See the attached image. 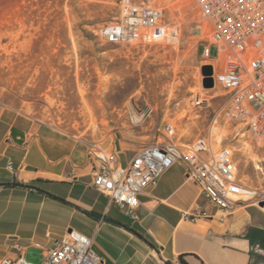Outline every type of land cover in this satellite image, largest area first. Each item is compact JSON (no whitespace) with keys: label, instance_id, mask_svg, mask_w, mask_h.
Here are the masks:
<instances>
[{"label":"rangeland","instance_id":"1","mask_svg":"<svg viewBox=\"0 0 264 264\" xmlns=\"http://www.w3.org/2000/svg\"><path fill=\"white\" fill-rule=\"evenodd\" d=\"M133 1L162 9L179 43H104L98 31L120 16V0H0V101L122 159L162 140L173 123L178 143L206 137L215 150L230 147L240 176L264 191V138L215 122L227 93L204 86L212 28L195 0ZM25 260L42 263L44 250L29 249Z\"/></svg>","mask_w":264,"mask_h":264},{"label":"crops","instance_id":"2","mask_svg":"<svg viewBox=\"0 0 264 264\" xmlns=\"http://www.w3.org/2000/svg\"><path fill=\"white\" fill-rule=\"evenodd\" d=\"M208 207L177 164L140 197L136 219L124 215L93 186L84 141L0 101V263L45 254L75 229L107 264H264V206L240 204L224 222L186 218Z\"/></svg>","mask_w":264,"mask_h":264},{"label":"built area","instance_id":"3","mask_svg":"<svg viewBox=\"0 0 264 264\" xmlns=\"http://www.w3.org/2000/svg\"><path fill=\"white\" fill-rule=\"evenodd\" d=\"M203 17L210 23L211 45L204 57L214 68L215 85L222 86L227 99L215 118L235 123L257 143L264 138V0H195ZM120 16L101 27L100 39L122 46L155 44L177 37L179 27L168 25L158 7L120 0ZM217 46L219 58H211ZM198 98L195 103L200 105ZM176 126H165L163 139L144 145L126 164L121 152L107 151L96 143H86L93 169V186L126 216L136 219L140 197L158 185L163 175L181 164L188 179L201 189L208 208L187 213L191 221L215 219L224 222L227 214L240 204L260 206L264 191L248 184L238 171L234 151L224 146L214 149L209 138L199 137L178 143ZM8 169L14 170L13 162ZM0 264H33L23 255L4 258ZM40 264H107L93 249V240L75 230H68L44 254Z\"/></svg>","mask_w":264,"mask_h":264},{"label":"water","instance_id":"4","mask_svg":"<svg viewBox=\"0 0 264 264\" xmlns=\"http://www.w3.org/2000/svg\"><path fill=\"white\" fill-rule=\"evenodd\" d=\"M203 75H204V86L206 88H212L215 86V81L213 78L214 68L212 65H205L203 67ZM260 206H264V202L260 203Z\"/></svg>","mask_w":264,"mask_h":264},{"label":"bare ground","instance_id":"5","mask_svg":"<svg viewBox=\"0 0 264 264\" xmlns=\"http://www.w3.org/2000/svg\"><path fill=\"white\" fill-rule=\"evenodd\" d=\"M190 1V0H189ZM188 1V2H189ZM151 6V5H150ZM155 7V6H154ZM207 28V27H206ZM173 40V41H176L177 43H179V38H178V36L177 37H174V38H170L169 40ZM224 61V53H222L221 55H220V58L217 60V63L216 64H219V65H221L222 64V62Z\"/></svg>","mask_w":264,"mask_h":264},{"label":"trees","instance_id":"6","mask_svg":"<svg viewBox=\"0 0 264 264\" xmlns=\"http://www.w3.org/2000/svg\"><path fill=\"white\" fill-rule=\"evenodd\" d=\"M150 245H151L152 247H154V245H153L152 243H150ZM154 248H155V247H154ZM181 260H182V264H187V263L184 261L183 258H181Z\"/></svg>","mask_w":264,"mask_h":264}]
</instances>
